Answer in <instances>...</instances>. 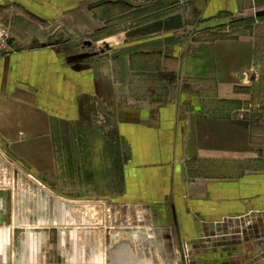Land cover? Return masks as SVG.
Masks as SVG:
<instances>
[{"label":"crops","instance_id":"obj_1","mask_svg":"<svg viewBox=\"0 0 264 264\" xmlns=\"http://www.w3.org/2000/svg\"><path fill=\"white\" fill-rule=\"evenodd\" d=\"M0 20V151L62 210L139 207L198 264H264V0H0ZM27 205L0 264H107Z\"/></svg>","mask_w":264,"mask_h":264},{"label":"rangeland","instance_id":"obj_2","mask_svg":"<svg viewBox=\"0 0 264 264\" xmlns=\"http://www.w3.org/2000/svg\"><path fill=\"white\" fill-rule=\"evenodd\" d=\"M154 16L158 15L153 13L146 16L145 20ZM24 169L20 163L0 151V236L11 238V249L15 244H18L19 249L25 248L27 232L23 226H19L17 220L22 221L21 225L28 224L25 218L31 216V213L26 209L27 204L35 202L38 209L35 212L37 217L34 218L51 219L46 232L53 236L60 251L82 247L99 256L103 252L123 254L115 260V264H132L135 260L147 261V264H181L182 257L187 264H198V259L191 256L188 248L179 247L169 229L154 223L155 219L148 211L134 206H120L111 201L95 200L77 208L72 203L71 209L65 212L59 206V201L65 198L60 197L57 187ZM66 217L67 223H61L65 230L67 228L65 233L71 231L70 234H73L76 231L79 241L72 243L67 239L64 244H59L58 240L62 239L59 233L63 229L58 231V227ZM15 222L18 233H14ZM38 230L42 232V229Z\"/></svg>","mask_w":264,"mask_h":264},{"label":"built area","instance_id":"obj_3","mask_svg":"<svg viewBox=\"0 0 264 264\" xmlns=\"http://www.w3.org/2000/svg\"><path fill=\"white\" fill-rule=\"evenodd\" d=\"M11 35L8 25L0 20V57L12 51Z\"/></svg>","mask_w":264,"mask_h":264},{"label":"water","instance_id":"obj_4","mask_svg":"<svg viewBox=\"0 0 264 264\" xmlns=\"http://www.w3.org/2000/svg\"><path fill=\"white\" fill-rule=\"evenodd\" d=\"M14 225L16 226V229H14V233H18L19 231V229L17 228V223L15 222L14 223ZM13 258H16L17 259V256H18V250H19V246H18V244H15L14 246H13ZM112 255H114V254H112ZM109 252H107V254H106V261H107V264H113L112 262H111V259H110V256H112ZM13 264H18V262L15 260V259H13ZM133 264V263H132ZM181 264H187L186 263V261H185V259L182 257L181 258Z\"/></svg>","mask_w":264,"mask_h":264},{"label":"bare ground","instance_id":"obj_5","mask_svg":"<svg viewBox=\"0 0 264 264\" xmlns=\"http://www.w3.org/2000/svg\"><path fill=\"white\" fill-rule=\"evenodd\" d=\"M116 252V251H115ZM103 254V253H102ZM120 256H123V254H120L119 255V253L118 254H116V255H112V256H110V259H111V262L113 263V264H115L116 262H115V260L117 259V258H119ZM20 257V256H19ZM21 264V263H20Z\"/></svg>","mask_w":264,"mask_h":264}]
</instances>
